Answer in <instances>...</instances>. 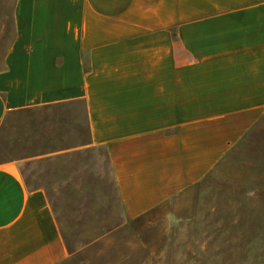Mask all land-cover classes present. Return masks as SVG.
<instances>
[{
  "label": "crops",
  "instance_id": "0c3cea01",
  "mask_svg": "<svg viewBox=\"0 0 264 264\" xmlns=\"http://www.w3.org/2000/svg\"><path fill=\"white\" fill-rule=\"evenodd\" d=\"M10 21L0 264L129 236L264 122V0H12Z\"/></svg>",
  "mask_w": 264,
  "mask_h": 264
},
{
  "label": "rangeland",
  "instance_id": "374dc122",
  "mask_svg": "<svg viewBox=\"0 0 264 264\" xmlns=\"http://www.w3.org/2000/svg\"><path fill=\"white\" fill-rule=\"evenodd\" d=\"M11 5L0 0V66ZM63 264H264V122L205 181L132 222L129 236Z\"/></svg>",
  "mask_w": 264,
  "mask_h": 264
}]
</instances>
